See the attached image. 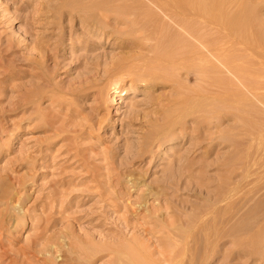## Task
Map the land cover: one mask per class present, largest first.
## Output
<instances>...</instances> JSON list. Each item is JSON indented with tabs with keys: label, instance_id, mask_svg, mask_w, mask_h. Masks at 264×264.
<instances>
[{
	"label": "rangeland",
	"instance_id": "obj_1",
	"mask_svg": "<svg viewBox=\"0 0 264 264\" xmlns=\"http://www.w3.org/2000/svg\"><path fill=\"white\" fill-rule=\"evenodd\" d=\"M102 1L0 0V264H264L256 186L237 237L206 247L189 234L243 180L246 111H264V0L246 1L240 31L222 39L241 66L230 82L258 83L256 95L174 121L179 92L206 84L174 65L145 82L160 62L153 36ZM234 2L231 14L244 5Z\"/></svg>",
	"mask_w": 264,
	"mask_h": 264
},
{
	"label": "bare ground",
	"instance_id": "obj_2",
	"mask_svg": "<svg viewBox=\"0 0 264 264\" xmlns=\"http://www.w3.org/2000/svg\"><path fill=\"white\" fill-rule=\"evenodd\" d=\"M237 1L245 5L248 0H235ZM230 2L232 3V0H105L96 5L99 10L121 8L127 15H133L138 21L143 20L140 29H147L153 36L156 59L160 61L150 70H143L145 82L158 78L166 65H174L176 69H185V75L196 72L194 76H199L196 77L197 80L206 84H200L199 91L197 88L194 89L197 94L191 89L196 95L179 92L166 118L168 121L181 119L183 113L195 107L194 104L200 108L204 106L214 109L224 108L234 101H239V94L253 93L256 95V91L259 90L258 83L256 86L254 81L253 84L249 82L247 85L246 81H243L242 85L238 86H236L237 83L234 85L230 82L234 72H237L235 70L241 66L239 62L237 65L238 59L236 61L235 56L232 55L231 58L230 55L225 54L232 50V46L222 39L229 40L235 30L240 31V25L247 18L245 15L249 13L247 10L250 11L246 8L247 5L239 4L238 7L242 8H238L235 14H231L232 12L227 11ZM147 4H152L153 8ZM157 21L162 24L159 25ZM163 28L167 30L166 33L157 36L156 34ZM239 31H236V34ZM245 31L244 29L243 33L246 35ZM239 34L245 38L244 34L240 32ZM228 74L233 75L228 76ZM235 77L232 78L237 80L238 77ZM118 89L119 82L116 80L111 83L110 91ZM119 92L126 95L131 90L122 89ZM218 92L222 95L220 100L210 99ZM180 143L179 140L172 139L165 144L164 151L167 152L168 149ZM242 167H245L242 173L243 180L224 185L214 202L199 212V214L202 213L200 219L196 222L193 233H189L193 237H202L206 247H214V243L223 236L237 237L235 228L246 224V193L244 190L247 186L257 187L252 194L253 198L250 197V199H255L254 196L258 194L264 196V111H246V162ZM20 227L23 230L25 225L22 224ZM184 251L185 248H173L175 253H184ZM130 262L136 264L134 259Z\"/></svg>",
	"mask_w": 264,
	"mask_h": 264
}]
</instances>
